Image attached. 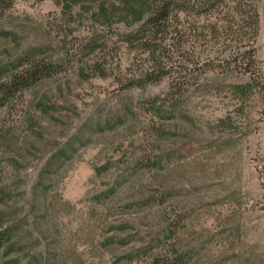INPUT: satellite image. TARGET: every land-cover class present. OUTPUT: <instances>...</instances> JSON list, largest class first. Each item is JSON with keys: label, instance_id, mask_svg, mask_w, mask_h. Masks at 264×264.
I'll list each match as a JSON object with an SVG mask.
<instances>
[{"label": "rangeland", "instance_id": "obj_1", "mask_svg": "<svg viewBox=\"0 0 264 264\" xmlns=\"http://www.w3.org/2000/svg\"><path fill=\"white\" fill-rule=\"evenodd\" d=\"M111 1V24L64 0L0 16V83L49 68L0 106V264H264V83L130 87L148 64Z\"/></svg>", "mask_w": 264, "mask_h": 264}, {"label": "trees", "instance_id": "obj_2", "mask_svg": "<svg viewBox=\"0 0 264 264\" xmlns=\"http://www.w3.org/2000/svg\"><path fill=\"white\" fill-rule=\"evenodd\" d=\"M86 1L64 0V6L70 9L92 3L88 9H95L101 23L111 24L114 2ZM257 1L121 0L123 12L117 20L134 27L127 35L130 46L139 49L148 64L138 78L130 80V87L161 78H201L215 68L226 75H247L250 83L239 85V89H251L258 81L264 83V70L256 55ZM13 3L14 0H0V16ZM29 68L24 74L8 75L0 83V106L49 75L47 63L32 61ZM152 105L158 113L162 103L153 101ZM172 261L156 264H174Z\"/></svg>", "mask_w": 264, "mask_h": 264}]
</instances>
